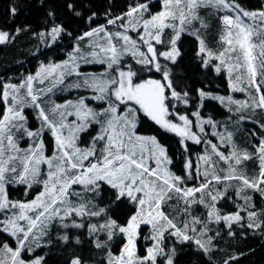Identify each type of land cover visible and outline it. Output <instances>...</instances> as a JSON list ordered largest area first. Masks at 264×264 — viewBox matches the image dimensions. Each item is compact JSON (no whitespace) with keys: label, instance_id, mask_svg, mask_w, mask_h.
I'll use <instances>...</instances> for the list:
<instances>
[{"label":"rangeland","instance_id":"374dc122","mask_svg":"<svg viewBox=\"0 0 264 264\" xmlns=\"http://www.w3.org/2000/svg\"><path fill=\"white\" fill-rule=\"evenodd\" d=\"M161 1L159 11L144 17L140 14L146 6L135 8L120 21L109 22L111 29L93 30L82 37H89L86 41L61 48L7 80L6 113L0 123V234L10 239L0 237V264H42L38 251L53 226H70L89 215L86 198L92 196L86 192L102 184L136 207L128 223L119 227L127 242L110 264H156L168 232L184 235L195 228L191 204L198 203L199 189L172 171L158 137L138 127L146 115L197 142L195 122L200 131L204 122L197 115L194 125L185 115L173 116L162 83L134 82L131 64L124 67L123 62L128 55L143 63L175 61L182 35L201 40L197 23L226 7L219 46L201 47L200 53L205 64L225 74L229 90L207 96L233 114L264 108V9L226 0ZM62 34L59 24L43 31L34 54L55 47ZM9 39L0 31V44ZM164 40L169 50L159 49ZM178 202L184 218L176 213ZM228 215L221 216L214 207L208 212L209 220ZM141 236L149 241L144 256L138 247ZM72 264L82 262L76 257Z\"/></svg>","mask_w":264,"mask_h":264},{"label":"trees","instance_id":"16d2710c","mask_svg":"<svg viewBox=\"0 0 264 264\" xmlns=\"http://www.w3.org/2000/svg\"><path fill=\"white\" fill-rule=\"evenodd\" d=\"M151 1L0 0V31L10 37L0 44V123L6 113L5 84L12 74L34 68L38 60L47 59L61 48L86 41L89 37L83 35ZM226 1L247 9H264V0ZM161 8L162 1L157 0L140 15L147 17ZM227 12L226 7L216 10L208 13L203 23H197L203 31L201 40L184 33L175 61L163 58L143 63L128 55L123 62L124 67L131 64L134 82L154 79L162 83L165 103L173 116L174 112L185 115L194 125L197 115L204 122L202 132L195 122L199 135L195 142L146 115L141 117L138 130L155 134L167 148L172 171L199 189L198 203L191 204L197 216L195 228L184 235L168 232L156 264H264V182L260 181L264 179V108L259 104L252 111L246 109L247 114H233L208 97L210 92L228 93V82L223 72L216 73L211 64H205L204 54L200 53L201 47L206 50L219 46L222 19ZM57 24L63 29L57 45L34 54L41 47L38 36ZM158 47L170 49L166 40ZM9 189L10 193L14 190ZM86 193L92 196L86 198L90 214L77 218L70 226H53L38 251L43 255L42 264H72L76 257L82 264H110L122 253L127 241L119 227L126 225L136 211L134 203L118 197L116 190L106 184ZM182 206L176 203L180 218L186 215ZM210 207L230 218L209 220ZM144 230L142 227L141 233ZM0 237L10 239L3 233ZM148 243L142 236L138 240L142 256L147 253Z\"/></svg>","mask_w":264,"mask_h":264},{"label":"water","instance_id":"95a60500","mask_svg":"<svg viewBox=\"0 0 264 264\" xmlns=\"http://www.w3.org/2000/svg\"><path fill=\"white\" fill-rule=\"evenodd\" d=\"M154 1H157V0H152L151 2H148V3L143 4V6H147V5H149L150 3L154 2ZM116 20H119V19H116ZM116 20H115V21H116ZM107 25H108V24H106V25H101V26L106 27Z\"/></svg>","mask_w":264,"mask_h":264},{"label":"bare ground","instance_id":"6f19581e","mask_svg":"<svg viewBox=\"0 0 264 264\" xmlns=\"http://www.w3.org/2000/svg\"><path fill=\"white\" fill-rule=\"evenodd\" d=\"M102 27V26H101ZM101 27H99V28H101ZM99 28H97V29H99ZM96 30V29H95Z\"/></svg>","mask_w":264,"mask_h":264}]
</instances>
